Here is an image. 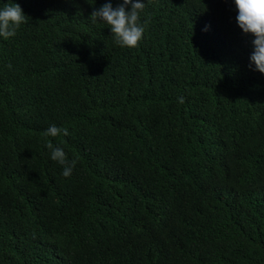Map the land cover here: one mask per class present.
<instances>
[{"label":"trees","instance_id":"1","mask_svg":"<svg viewBox=\"0 0 264 264\" xmlns=\"http://www.w3.org/2000/svg\"><path fill=\"white\" fill-rule=\"evenodd\" d=\"M13 2L0 264H264V74L233 0H147L135 48L91 21L109 0Z\"/></svg>","mask_w":264,"mask_h":264},{"label":"clouds","instance_id":"2","mask_svg":"<svg viewBox=\"0 0 264 264\" xmlns=\"http://www.w3.org/2000/svg\"><path fill=\"white\" fill-rule=\"evenodd\" d=\"M147 0H123L118 7L107 2L95 9L90 19L93 23L103 22L109 26L114 41L120 47L135 48L143 40L145 25L141 21V14L145 9ZM237 10L236 21L245 35L254 37L253 50L249 57V66L254 71L264 74V0H233ZM27 22L22 7L10 0L0 7V37L9 39L17 34L19 27ZM210 26H206L205 31ZM11 67V65H9ZM183 103V97L179 98ZM63 131L68 135V130H61L55 124L50 125L45 134L56 137ZM50 157L62 166V175L69 177L75 167V161H70L62 147L48 144Z\"/></svg>","mask_w":264,"mask_h":264}]
</instances>
